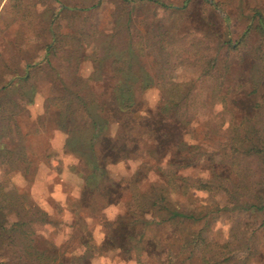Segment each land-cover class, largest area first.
Wrapping results in <instances>:
<instances>
[{
    "label": "trees",
    "instance_id": "obj_1",
    "mask_svg": "<svg viewBox=\"0 0 264 264\" xmlns=\"http://www.w3.org/2000/svg\"><path fill=\"white\" fill-rule=\"evenodd\" d=\"M54 1L57 10L51 14L47 27L50 41L45 46L44 57L35 65H27L23 75L11 78L0 92L8 93L12 84H18L13 91L18 92L21 98L32 94L31 86L26 85L31 78V70L36 67L48 69L60 79V91L48 100V105L58 111V126L65 134V150L78 156L83 164L80 177L84 191L89 193L101 190L111 193L113 184L107 170L109 161L117 163L148 157L162 163L164 154L174 155L167 166L175 168L164 172L162 184L143 191L137 186V178L130 181V228L122 230L120 247L132 253L138 264H143L146 245L142 238L145 230L154 232L158 228L186 222L191 225L202 223L192 236L201 245L199 264H264V244L257 238V232L264 231V91L247 103V110L236 122L230 120L225 128L223 122L213 126L216 136L213 151L206 152L197 145H188L184 140H178L175 133L188 129L199 106L194 99L193 83L177 81L173 73L186 63L184 53H188L198 76L209 78L215 72L217 55L212 53V48L203 38L176 35L177 24L163 28L153 23L146 36L134 37L131 18L137 5L151 3L168 11L171 19L182 15L191 0H183L181 8L160 0H117L118 8L110 33H99L92 39L94 50L89 58L94 69L83 80L78 77L80 51L83 49V43L78 40L87 42L85 34H89L90 29L82 27L76 32L72 29L69 33L60 34L58 25H54L59 15L73 21L87 16L101 0L89 2L90 5H74L71 0ZM7 2L12 3L14 16L25 18L29 14L24 9L25 0ZM255 30L264 39L261 21ZM247 33L245 31L244 36ZM226 45L233 49L231 43ZM64 51L68 66L55 68L53 60ZM147 53L153 58V69L147 68L143 62ZM106 61L111 67L113 81L108 103L99 99L88 84L91 80L99 82L103 79ZM72 62L77 66L74 70L71 69ZM63 71L67 74L65 79L72 80L70 83H65L61 77ZM258 76L253 83V93L259 91L264 79V76ZM151 89H157L161 95L158 108L148 115L135 117L141 95ZM4 109L5 103L0 99L2 120ZM107 115L113 117L115 123L125 118L132 119L125 129L131 125L135 130L126 141L110 136L113 122ZM15 133L20 134L10 132L8 126H0V165L14 170L19 164H24L22 171L27 173L29 161L25 148H11L6 142L13 143ZM145 140L153 147L141 148ZM107 157L111 160L108 161ZM202 159L210 162L209 177L191 178L178 174V167L198 166ZM191 193L206 194L211 202L186 207L178 198H189ZM219 215L233 222L226 238L219 232L212 235L210 230V220ZM44 220L45 215L27 207L22 197L0 192V264H78L76 261L64 262L36 247L33 225ZM135 226L142 229L138 235L133 231Z\"/></svg>",
    "mask_w": 264,
    "mask_h": 264
},
{
    "label": "rangeland",
    "instance_id": "obj_2",
    "mask_svg": "<svg viewBox=\"0 0 264 264\" xmlns=\"http://www.w3.org/2000/svg\"><path fill=\"white\" fill-rule=\"evenodd\" d=\"M96 1L71 0L74 5ZM160 1L175 8H181L183 4V0ZM11 5L7 0L0 1V89L11 78L23 75L27 65H35L42 60L45 46L50 41L47 27L51 14L57 10L54 0H25L24 9L29 14L22 18V15L12 14ZM117 8V0H101L87 16L74 21L58 16L54 26L58 25L60 34L69 33L72 29L76 32L82 27L90 29L89 34H85L87 42L78 40L83 43L77 72L80 79L92 74L94 65L89 58L94 50L92 39L99 33H110ZM131 19L134 37L146 36L153 23L163 28L177 24L176 35L203 38L212 48V53L217 55L215 72L209 78L198 76L188 53H184L186 63L173 73L177 81L193 83L194 99L199 106L188 129L179 130L176 137L206 152L213 151L216 141L214 125L223 122L225 128L230 120L236 122L247 110V103L264 91L262 78L259 91L253 93L255 78L259 74L264 76V39L255 30L259 21L264 27V0H191L182 15L171 19L164 8L145 3L137 5ZM82 21L86 22L85 25L81 24ZM245 31L248 33L244 36ZM228 43L233 49L227 47ZM58 56L53 60L55 68L68 66L66 51L59 52ZM143 62L147 68L153 69L151 55L147 53ZM76 67L72 62L71 69ZM66 75L64 71L61 73L64 79ZM54 76L48 69L36 67L31 70V78L26 85L31 86L32 94L21 98L18 92L13 91L18 84H12L8 93L0 92V99L5 103L0 126H8L10 132L20 133L14 134L16 140L13 143L6 141L7 145L24 147L29 161L27 173L22 171L24 164H19L14 170L0 165V192L22 197L27 207L45 215L44 221H36L33 225L34 243L38 249L67 263L138 264L132 253L120 247L122 230L130 228L128 185L133 178L138 179L137 186L143 191L162 184L163 174L170 168L167 165L174 155L164 154L162 163L148 157L114 163L107 157V170L113 184L111 193L105 190L95 193L84 191L80 177L83 164L78 156L65 150V134L58 126V111L48 105V100L61 88L60 79ZM103 76L101 81L91 80L88 84L99 99L108 103L113 81L107 61L103 64ZM71 81L69 78L64 80L65 83ZM160 101L157 89L145 92L141 95L135 117L156 111ZM107 118L113 122L110 131L113 139L126 141L135 130L131 125L125 129L130 118L118 123L109 115ZM152 145L145 140L140 147ZM209 167V160L202 159L198 166L178 167L177 172L181 176L205 178L209 177ZM178 200L186 207L211 202L208 195L194 193L189 198L180 196ZM210 222L212 235L219 232L225 238L233 224L220 215ZM201 225L186 222L158 228L154 232L145 230L142 243L146 249L142 263L199 264L201 245L193 237ZM133 231L138 235L142 229L135 226ZM257 238L264 244V231H258Z\"/></svg>",
    "mask_w": 264,
    "mask_h": 264
}]
</instances>
